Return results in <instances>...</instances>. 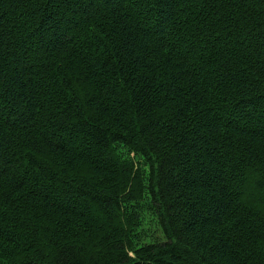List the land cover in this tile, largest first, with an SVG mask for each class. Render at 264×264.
<instances>
[{"label":"trees","instance_id":"trees-1","mask_svg":"<svg viewBox=\"0 0 264 264\" xmlns=\"http://www.w3.org/2000/svg\"><path fill=\"white\" fill-rule=\"evenodd\" d=\"M0 264H264V0H0Z\"/></svg>","mask_w":264,"mask_h":264}]
</instances>
